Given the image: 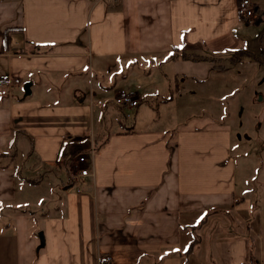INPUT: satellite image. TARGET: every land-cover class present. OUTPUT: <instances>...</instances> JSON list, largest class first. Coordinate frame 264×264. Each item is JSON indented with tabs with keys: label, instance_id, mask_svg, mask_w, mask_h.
<instances>
[{
	"label": "crops",
	"instance_id": "obj_1",
	"mask_svg": "<svg viewBox=\"0 0 264 264\" xmlns=\"http://www.w3.org/2000/svg\"><path fill=\"white\" fill-rule=\"evenodd\" d=\"M249 1L264 21V0ZM237 6V0H0V91L30 83L25 97L32 98L4 108L0 95V150L11 139L13 160L27 141L34 160L28 169L55 176L50 182L23 178L0 166V264H105L106 257L111 264L262 263L264 228L242 223L241 208L251 217L255 208L235 196L226 176L225 140L209 132L167 137L166 131L130 130L113 104L88 103L90 95L105 100L116 94L103 81L105 63L114 59L143 53L167 61L179 54L173 48L255 52L264 32L259 44L255 38L246 44L244 26L254 18L242 19ZM95 63L102 83L90 77L89 97L79 89L72 95L87 100L81 111L71 106L68 88L83 84L86 65ZM109 121L115 127L108 131ZM87 131L92 136L84 141ZM84 154L92 175L76 184L70 172ZM30 201L35 214L21 205ZM12 204L28 213L7 220L2 206ZM27 216L41 223L38 229Z\"/></svg>",
	"mask_w": 264,
	"mask_h": 264
},
{
	"label": "rangeland",
	"instance_id": "obj_2",
	"mask_svg": "<svg viewBox=\"0 0 264 264\" xmlns=\"http://www.w3.org/2000/svg\"><path fill=\"white\" fill-rule=\"evenodd\" d=\"M244 31L243 39L246 44L251 43V38H255L259 44L261 33L264 32V21L261 20L258 24L248 23L244 26ZM241 51L186 52L193 53L196 58L188 63L180 55L176 58L172 56L167 61H164L163 56L143 53L127 60L114 59L105 63L103 81H108L109 86L114 87V91L109 90L110 93L131 89L137 91L140 97L144 95V102L140 106L141 115L135 118L134 111L130 113V117H124V128L161 133L166 131L167 137L178 131L209 132L214 137L225 140L227 148L222 159L227 168L226 176L235 187V196L247 198L255 208L252 213L256 218L250 216L249 209L241 208L242 213L247 216L242 223L264 228V42L262 46L255 48V52L246 50L251 58L245 55L246 51ZM98 66L95 63L92 69L86 65V71L90 69V72L83 84L82 79L76 85L70 84L68 89L71 106L81 111L82 107H88L87 100L78 101L72 95L74 89L83 92L89 89L90 77L102 83ZM23 91V87L0 91V95L7 101L4 108H9L11 101L13 105L22 99L24 103L30 102L32 98L25 97ZM85 93L88 98L89 94ZM258 96L261 97L260 102L257 101ZM89 98L91 99V95ZM88 114L90 120L92 117ZM94 124L96 125L95 119ZM111 127L109 121L108 131ZM88 136H92L89 131L85 133L84 141L88 140ZM206 139L199 136V140ZM22 142L23 147H18L16 158L12 160L8 156L16 151L13 150V141L7 140L5 148L0 150V154H7L0 157V166L13 167L14 174L23 178L38 176L48 182L55 178L51 170L28 169L34 160L29 158L31 155L26 154L28 142ZM218 155L221 156V152ZM203 156L200 154V157ZM33 204L30 201L21 205L29 206V210L35 214ZM21 211L28 213V208H20L14 204L2 206V214L6 215L7 220H12ZM27 217L38 229L41 223L35 217ZM38 233L40 234L39 230ZM238 241H241L239 236ZM206 244L207 242L201 245L199 253L206 250ZM260 256L264 257V248Z\"/></svg>",
	"mask_w": 264,
	"mask_h": 264
},
{
	"label": "built area",
	"instance_id": "obj_3",
	"mask_svg": "<svg viewBox=\"0 0 264 264\" xmlns=\"http://www.w3.org/2000/svg\"><path fill=\"white\" fill-rule=\"evenodd\" d=\"M238 14L245 20H249L251 18L256 17V10L255 6L250 2L249 0H241L238 2L237 6ZM140 97L133 93L126 90H120L117 92L112 98L105 99V100H94V97L91 98L90 103L91 104H97L99 106H105L108 103L113 104L116 108L120 109L122 111V115L125 118L130 117V113L134 112L135 109L140 104ZM91 150V149H90ZM93 149L90 151V159L92 160V157L94 156ZM75 165L72 171L70 172V178L72 182L74 183H82L83 178L91 176L92 174L89 172V167L86 160V154L82 156H77L76 160H74ZM84 166L83 168L80 166ZM78 193H80V190L78 188ZM105 264H111V260L109 257H106L104 259Z\"/></svg>",
	"mask_w": 264,
	"mask_h": 264
},
{
	"label": "trees",
	"instance_id": "obj_4",
	"mask_svg": "<svg viewBox=\"0 0 264 264\" xmlns=\"http://www.w3.org/2000/svg\"><path fill=\"white\" fill-rule=\"evenodd\" d=\"M238 2L239 1H241V0H237ZM241 17V16H240ZM242 18V17H241ZM243 19V18H242ZM261 21V17H260V15H258L257 17H255L252 21H250V22H248V23H255V24H258L259 22ZM247 23V24H248ZM8 34H9V29H5L4 30V45H6V43H7V36H8ZM173 51L174 52H178L179 54L178 55H180V57L183 59V60H196V58H195V56H194V54L193 53H186V52H184V50L183 49H179V48H173ZM246 50H243L242 49V51L241 52H245ZM236 52H238V50L236 51ZM245 55L249 58L250 57V54L246 51L245 52ZM217 67H221V66H217ZM6 79H4V80H2V81H5ZM17 81H16V83L15 84H19L20 82H21V79L19 78V79H16ZM11 83H13V81H15V79L14 78H11ZM116 108V107H115ZM118 109V108H117ZM120 112V114H118V118H119V120L121 121L124 117H123V115H122V111L120 110V109H118ZM95 144H94V147H95V145H96V141L94 142ZM96 151V150H95ZM6 154H0V157L1 156H5Z\"/></svg>",
	"mask_w": 264,
	"mask_h": 264
},
{
	"label": "water",
	"instance_id": "obj_5",
	"mask_svg": "<svg viewBox=\"0 0 264 264\" xmlns=\"http://www.w3.org/2000/svg\"><path fill=\"white\" fill-rule=\"evenodd\" d=\"M29 87H30V83H26L25 85H24V91H25V95H27V94H29ZM258 102H260L261 101V97L260 96H258V100H257ZM38 238H39V246H38V249H40V248H42L43 246H44V237H43V234L42 233H40V234H38Z\"/></svg>",
	"mask_w": 264,
	"mask_h": 264
}]
</instances>
